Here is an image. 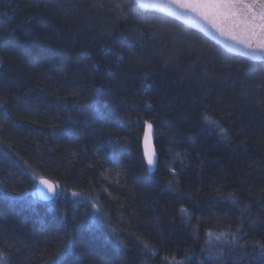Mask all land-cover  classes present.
Masks as SVG:
<instances>
[{
	"label": "trees",
	"instance_id": "obj_1",
	"mask_svg": "<svg viewBox=\"0 0 264 264\" xmlns=\"http://www.w3.org/2000/svg\"><path fill=\"white\" fill-rule=\"evenodd\" d=\"M122 3L0 0L5 264H264V61ZM202 115L230 139L202 135Z\"/></svg>",
	"mask_w": 264,
	"mask_h": 264
},
{
	"label": "water",
	"instance_id": "obj_2",
	"mask_svg": "<svg viewBox=\"0 0 264 264\" xmlns=\"http://www.w3.org/2000/svg\"><path fill=\"white\" fill-rule=\"evenodd\" d=\"M246 3L252 4L256 12L264 11V7L261 6L260 3H253V0H245ZM142 4L146 5V9H154L165 15H168L181 23L194 28L205 36L211 38L216 43L220 44L225 49L241 54L251 59H258L264 61V54H260L259 51L249 50L243 47L238 41H246L251 42L253 45V49H256V46L264 41V31H261L258 27L254 28L248 21V14L245 11L243 5H237L228 13L218 14L213 17L215 24L217 27H213L211 23L205 21L200 16L191 13L187 10L181 9L170 3V0H142ZM219 29V30H218ZM224 32V35H221V31ZM235 37V39H233ZM247 52L248 55L244 53ZM147 130V126L145 125L143 128L140 147L142 152V157L144 164L149 172H153L154 170H149L146 160L144 159V132ZM150 147L155 150V129L153 127L152 135L149 141ZM158 157V154H157ZM47 179L45 177H42ZM50 181L53 184L54 191L49 192L47 187L40 183V178L37 180L35 185V196L40 201H50L52 200L56 194L58 187L57 185Z\"/></svg>",
	"mask_w": 264,
	"mask_h": 264
},
{
	"label": "snow or ice",
	"instance_id": "obj_3",
	"mask_svg": "<svg viewBox=\"0 0 264 264\" xmlns=\"http://www.w3.org/2000/svg\"><path fill=\"white\" fill-rule=\"evenodd\" d=\"M257 2L260 3L262 7H264V0H253V3H257ZM170 3L181 9L187 10L191 13L200 16L205 21L211 23L214 28L217 27L215 21L213 20L214 16L218 14L228 13L235 6L243 5L245 11L248 14L249 23L254 28L258 27L261 31H264V11L256 12L252 4L246 3L245 0H170ZM133 4L141 7L146 6L142 4V0H123V3L116 5V7L123 10L124 8L129 7ZM220 31H221V35H224V32L222 30ZM142 39L143 37L139 33H137V35L133 38L134 42L136 43L141 42ZM233 39H235V37H233ZM238 43H240L243 47L249 50L259 51L260 54H264V41L260 42L256 46V49H253V45L251 42L238 41ZM109 54H111V49L107 50L104 53V55H109ZM244 54L248 55L247 52H245ZM116 59L122 60L123 57L117 55ZM94 67L96 66L94 65ZM95 118L103 119V115L102 113H100L99 109H95ZM201 121L203 122V127L200 130L202 135L216 134L218 139L221 141H228L230 139L228 130L225 129L218 120L211 119L208 115H202ZM144 123L147 126V130L144 132V144H145L144 159L146 160V164L149 170H154L159 161L155 150L152 149L149 144L150 137L152 135L153 125L148 121H144ZM65 134L70 135L71 130H68V132ZM169 171L172 172L173 176L177 175L175 170L169 169ZM40 183L45 187H47L49 192L54 191L53 184L47 179L41 177ZM169 187L170 188L172 187L171 181H169ZM74 195H82V194L74 193ZM221 195L223 196V194ZM227 199H230L234 205L238 204V201L231 193L228 194ZM92 207L96 209L97 213L101 211V209L97 207L95 201H93ZM248 207L249 205L247 204L244 205V209H247ZM244 209L241 210L242 213ZM181 211L182 213L187 214L186 209H181ZM69 231L71 230L69 229ZM216 238L219 239L220 237H216ZM147 247L148 245H145V248ZM0 264H3V253H0Z\"/></svg>",
	"mask_w": 264,
	"mask_h": 264
},
{
	"label": "rangeland",
	"instance_id": "obj_4",
	"mask_svg": "<svg viewBox=\"0 0 264 264\" xmlns=\"http://www.w3.org/2000/svg\"><path fill=\"white\" fill-rule=\"evenodd\" d=\"M93 115H94V111H93V110H90L89 117L91 118ZM38 179H39V177H37V176H34V177H33L34 188H33L32 193H33L34 195H35V185H36V182H37ZM77 197H78L79 199L85 200V198L82 197V196L77 195ZM95 215H97V214H95ZM3 264H5V260H4V258H3Z\"/></svg>",
	"mask_w": 264,
	"mask_h": 264
},
{
	"label": "bare ground",
	"instance_id": "obj_5",
	"mask_svg": "<svg viewBox=\"0 0 264 264\" xmlns=\"http://www.w3.org/2000/svg\"><path fill=\"white\" fill-rule=\"evenodd\" d=\"M147 169V168H146Z\"/></svg>",
	"mask_w": 264,
	"mask_h": 264
}]
</instances>
